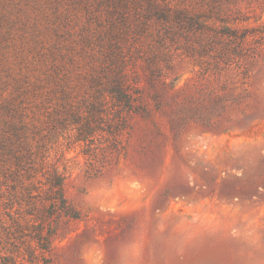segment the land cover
<instances>
[{"label":"rangeland","instance_id":"obj_1","mask_svg":"<svg viewBox=\"0 0 264 264\" xmlns=\"http://www.w3.org/2000/svg\"><path fill=\"white\" fill-rule=\"evenodd\" d=\"M118 72L133 109L78 140ZM24 149L79 218L17 264H264V0H0L1 194Z\"/></svg>","mask_w":264,"mask_h":264},{"label":"trees","instance_id":"obj_2","mask_svg":"<svg viewBox=\"0 0 264 264\" xmlns=\"http://www.w3.org/2000/svg\"><path fill=\"white\" fill-rule=\"evenodd\" d=\"M187 18L193 20L190 16ZM121 75L118 72L112 81L106 83V87L98 96L102 106H97L92 102L84 115L78 112L70 116L62 113L57 117L58 122L64 126L67 122H75L79 135L78 140H86L97 131L98 127L95 125L97 119L104 118L103 107L106 93L116 105L123 104L124 107L120 111L132 110L133 100L124 76ZM25 144L28 145L27 142ZM24 152L30 153V156L35 159L30 150L20 151L16 157L18 168L11 172L14 181L8 187L9 190L3 194L0 193V264H17L20 257L34 262L36 256L38 257L36 250L39 249L43 255L52 249L53 236L60 219L63 217L79 218L78 211L65 195L66 175L59 167H53L48 173V196L41 199L32 194L31 184L27 180H31L33 175L25 176L21 172L23 167L19 166L23 162ZM32 170L37 171L36 168ZM28 231L32 233L30 239H28L31 236Z\"/></svg>","mask_w":264,"mask_h":264}]
</instances>
